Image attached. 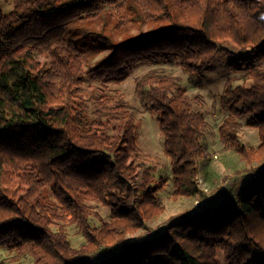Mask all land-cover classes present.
I'll return each instance as SVG.
<instances>
[{
  "label": "trees",
  "instance_id": "16d2710c",
  "mask_svg": "<svg viewBox=\"0 0 264 264\" xmlns=\"http://www.w3.org/2000/svg\"><path fill=\"white\" fill-rule=\"evenodd\" d=\"M13 1L11 12L0 8V248L11 253L0 264H220V250L226 264H264V165L254 164L264 161V64L255 62L264 61V0H128L116 25L152 27L114 43L103 37L110 52L88 70L84 58L97 41L75 24L122 0ZM229 44L248 54L228 63L241 74L225 82L228 114L218 132L247 166L223 178L213 205L200 202L157 234L129 241L163 210L156 194L164 179L146 167L133 184L141 154L134 110L120 95L88 91L85 78L119 84L137 64L171 58L193 76L218 54L234 55ZM134 92L157 114L171 196H206L198 178L204 113L160 67L136 78ZM242 118L257 129L256 147L242 141ZM92 203L108 207L109 219ZM69 227L84 238L79 247Z\"/></svg>",
  "mask_w": 264,
  "mask_h": 264
},
{
  "label": "rangeland",
  "instance_id": "374dc122",
  "mask_svg": "<svg viewBox=\"0 0 264 264\" xmlns=\"http://www.w3.org/2000/svg\"><path fill=\"white\" fill-rule=\"evenodd\" d=\"M127 3L128 0H122L114 5H105L100 14L91 21L85 24H75L78 31L83 33L88 40L95 39L97 41L93 48H90V55L84 58V70H88L99 59L110 52L111 45L106 43L103 37H110V40L114 43L121 41L126 36L125 34L137 35L146 32L152 27V25L147 23H131L127 32L118 27L116 23L121 20L122 14L125 13L124 9H126ZM0 8L4 13H9L14 9V1L0 0ZM99 34H102L101 39H98ZM229 48L233 51L234 55L218 54L210 69L193 76L182 69L176 59L171 58L170 61L172 62L170 63L163 61L158 63L141 62L133 69L127 70L126 76L119 84L102 83L101 81L90 80L88 77L85 78V87L88 91L102 89L108 93L120 95L134 110L138 125V146L141 154L137 160L140 167L135 174L133 184L138 185L142 182V173L146 167L153 169L156 181L164 179L163 189L156 194L162 200L163 210L157 216L150 215L147 218L146 229L128 234L129 241L157 234L166 220L175 216L194 213L200 209V202L213 205V201L221 198L219 188L223 184V178L225 176H233L234 171L247 166L245 160L233 148L228 147L220 140L218 132L219 125L228 114V111L222 109L220 106V96L223 93L225 82L229 77H238L241 74V72L230 69L228 63L233 59L238 61L239 56L248 54V50L238 48L233 44H229ZM251 56L252 54H249V57ZM39 60L44 62L45 58L40 56ZM255 62L264 64V61L256 60ZM157 67L179 78L181 85L185 87L192 100L193 110L203 112L208 121L209 126L204 132L203 137L206 156L199 158V185L201 191L206 194L202 198L200 193L193 196H180L178 198L171 196L172 172L170 159L165 153L164 137L159 129L157 114L146 110L135 95L136 78ZM240 83L241 80H236V84ZM240 121L242 124V141L248 147H256L259 144L257 129L247 125V118H242ZM254 164L260 167L264 165V161L255 160ZM92 204L104 219H109L110 209L108 207L99 203ZM93 222L99 224L96 218L93 219ZM68 236L73 247H79L84 242V238L76 228L69 227ZM10 258V251L6 248H0V261H8ZM218 260L220 264H226L225 256L221 250L218 252ZM23 264H29V261H24Z\"/></svg>",
  "mask_w": 264,
  "mask_h": 264
}]
</instances>
